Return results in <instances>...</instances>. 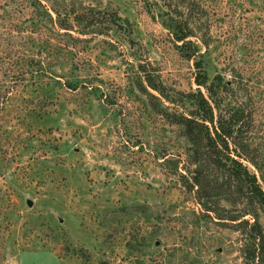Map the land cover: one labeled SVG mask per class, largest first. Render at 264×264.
I'll return each mask as SVG.
<instances>
[{
    "label": "rangeland",
    "instance_id": "rangeland-1",
    "mask_svg": "<svg viewBox=\"0 0 264 264\" xmlns=\"http://www.w3.org/2000/svg\"><path fill=\"white\" fill-rule=\"evenodd\" d=\"M234 162L264 192V0H0V264H264Z\"/></svg>",
    "mask_w": 264,
    "mask_h": 264
},
{
    "label": "trees",
    "instance_id": "trees-1",
    "mask_svg": "<svg viewBox=\"0 0 264 264\" xmlns=\"http://www.w3.org/2000/svg\"><path fill=\"white\" fill-rule=\"evenodd\" d=\"M188 127L190 128V126L188 125ZM219 130L221 133H219ZM229 137H231V133H230V129H225L223 127L222 124H220V127L218 129H216L215 132V139L216 142L219 144V146H221V143L225 144V147L228 148V139ZM221 148H224V146H221ZM235 165L233 166V173L236 175H242L245 176L247 184H249L250 188V198L251 200H257V202H259L263 207H264V192L263 190H261L258 185H257V177L255 175H251L248 171V169L243 166V164L239 163V162H234ZM248 225V223H247ZM250 234L248 236L253 235V231L255 230V226L254 225H250ZM255 237V236H253ZM260 240H262V238H260ZM251 256L253 257L252 259L255 261L258 256L256 253V250L254 252H252Z\"/></svg>",
    "mask_w": 264,
    "mask_h": 264
}]
</instances>
